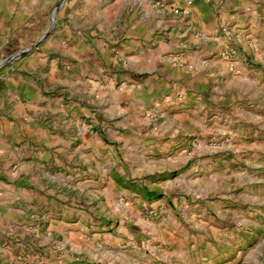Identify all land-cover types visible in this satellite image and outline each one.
I'll return each instance as SVG.
<instances>
[{
    "label": "rangeland",
    "instance_id": "obj_1",
    "mask_svg": "<svg viewBox=\"0 0 264 264\" xmlns=\"http://www.w3.org/2000/svg\"><path fill=\"white\" fill-rule=\"evenodd\" d=\"M122 1L0 0V264H103L99 262L103 257L91 246L79 257L68 253L67 258L61 259L65 250L63 239L51 222L60 218L65 206L80 210L76 200L84 201V205L91 202L79 185L95 178L107 182L108 168L115 170L118 181H124L129 149L122 137L113 140L114 121L97 113L96 128L103 137L94 143L98 156L90 158L78 150L85 145L80 137L68 139L63 149L50 150L45 133L31 135L28 117L20 116V112L17 116L16 111H29V90L34 85L43 88L46 81L49 85L51 71L58 75L77 69L74 57L84 53V45L91 44L83 55L91 62L90 51L103 43L121 70L115 71L122 74L128 65L123 44L129 38L123 27L131 16H140ZM220 31L225 39L221 59L230 71L220 81L225 91L221 95L223 107L196 111L186 103L184 93L172 91L143 107L139 117L148 120L147 128L152 130L168 117L186 114L190 107L189 113L204 118L208 130H213L205 149L200 150L204 155L197 153L195 159L196 178L208 175L211 181L197 184L192 197L179 193L172 198L178 207L184 199L202 204L191 216L196 222L189 223V230L195 231L193 236L201 229L210 235L190 238L178 264H264V56L242 59L237 31L229 25ZM244 70L252 74L247 77ZM54 90L49 89L42 96L51 100L61 98L62 92ZM63 98V109H69L67 119L75 120L77 97L66 93ZM216 101L212 95V105L218 106ZM55 115L59 116V112ZM255 131L260 135L256 136ZM120 132L127 136L124 129ZM198 145L195 140L178 143L173 150L198 152ZM175 175L176 172H167L158 179L163 181ZM229 177L237 182H228ZM203 216L208 221L197 225ZM159 217L157 209L149 211L148 219ZM151 240H144L140 247L143 260L146 264H158V253L166 245ZM109 251L115 253L106 257L105 264L110 260L114 264L129 262L128 255L123 254L125 247Z\"/></svg>",
    "mask_w": 264,
    "mask_h": 264
},
{
    "label": "crops",
    "instance_id": "obj_2",
    "mask_svg": "<svg viewBox=\"0 0 264 264\" xmlns=\"http://www.w3.org/2000/svg\"><path fill=\"white\" fill-rule=\"evenodd\" d=\"M122 2L125 7L134 9L133 14L139 12L140 15L131 16L123 27L129 37L123 44L128 64L124 73L120 74L117 62L103 43L90 51L93 53L91 62L83 58L91 44L84 45V53L73 56L77 69L60 75L51 71L49 85L46 81L43 88L30 87L29 111L24 108L16 113L28 117L31 135L45 133L44 140L49 143L50 150L63 149L67 140L75 136L85 142L79 152L90 158L98 156V147L94 143L103 137L96 128V115L100 113L114 121L113 140L122 137L121 141L129 149L126 151L129 164L125 165L123 182L117 180L115 170L108 168L107 182L95 178L79 185L91 202L84 205V201L76 200L80 210L65 206L60 218L52 220V228L63 239L65 250L61 259L67 258L68 253L79 257L88 251L87 246H91L103 257L99 262L105 264L106 257L115 253H108V249L125 247L123 254L128 255L129 261L125 264H146L140 247L144 240L146 243L147 239H152V243L156 244L158 240L166 245L165 250L158 253L161 260L158 264H178L181 251L188 246L190 238L210 235L209 231L201 229L193 236L195 231L189 230V223L196 222L191 216L194 211L197 213L196 208H202V204L195 205L184 199L178 207L172 198L178 197L179 193L192 197L197 184L211 181L208 175L196 178L195 159L197 153L204 155L200 150L205 149V142L213 130H208L204 118L189 113L190 107L186 114L168 117L165 123L152 130L147 128L149 121L139 114L143 107L159 99V95L172 91L184 93L186 103L196 111L221 109L224 99L221 95L225 91L220 81L228 77L229 70L221 59L225 39L220 29L229 25L237 31L242 59L264 56V0ZM176 10L180 12L176 14ZM111 13L116 17L114 9ZM106 27L109 28V24ZM116 68L120 71L116 72ZM243 74L249 77L252 72L244 70ZM121 82L124 83L119 86ZM49 89L61 91V98L51 100L42 96ZM66 93L77 97L75 120H68L69 109H63ZM212 95L218 106L212 105ZM58 112L59 116L55 115ZM214 118L219 119L218 116ZM47 122L51 124L45 127ZM121 129L127 131V136L121 134ZM255 134L259 136L260 132L255 131ZM194 140L199 142L198 152L196 149L187 153L173 150L178 143ZM167 172H176V175L160 181L159 176ZM227 181L235 184L237 179L229 177ZM152 209L160 211L159 218L148 219ZM206 221L208 219L203 216L197 225ZM108 264H114V261L110 260Z\"/></svg>",
    "mask_w": 264,
    "mask_h": 264
},
{
    "label": "built area",
    "instance_id": "obj_3",
    "mask_svg": "<svg viewBox=\"0 0 264 264\" xmlns=\"http://www.w3.org/2000/svg\"><path fill=\"white\" fill-rule=\"evenodd\" d=\"M180 11L179 10H176L175 13L178 14Z\"/></svg>",
    "mask_w": 264,
    "mask_h": 264
}]
</instances>
